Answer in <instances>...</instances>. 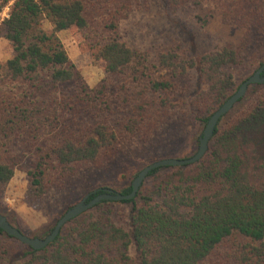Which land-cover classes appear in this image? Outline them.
Wrapping results in <instances>:
<instances>
[{
  "label": "trees",
  "instance_id": "16d2710c",
  "mask_svg": "<svg viewBox=\"0 0 264 264\" xmlns=\"http://www.w3.org/2000/svg\"><path fill=\"white\" fill-rule=\"evenodd\" d=\"M12 1L0 28L13 52L0 64V192L17 169L27 172L29 193L42 198L125 155L143 167L171 157L164 132L177 110L187 106L204 129L245 80L237 82L235 70L255 72L264 63V0H165L172 10L209 2L225 23L244 29L240 43L182 60L174 49L151 56L121 39L120 21L136 0H0V12ZM69 29L81 32L105 61L107 78L95 87L59 37ZM163 68L172 73L158 75ZM192 70L206 84L187 102L178 82ZM103 188L88 192V200ZM131 191L132 182L120 190ZM118 204L129 208L127 227L114 218ZM211 261L264 264V82L252 84L222 117L202 159L154 168L136 197L102 200L44 248L0 227V264Z\"/></svg>",
  "mask_w": 264,
  "mask_h": 264
},
{
  "label": "rangeland",
  "instance_id": "374dc122",
  "mask_svg": "<svg viewBox=\"0 0 264 264\" xmlns=\"http://www.w3.org/2000/svg\"><path fill=\"white\" fill-rule=\"evenodd\" d=\"M12 3L13 1L0 12V28L9 15ZM44 26L48 30L52 29V24L48 21L44 22ZM119 34L130 47L149 51L151 56L171 48L182 60L198 59L204 53L228 42L238 44L244 35V29L225 23L222 14L209 2L200 5L188 3L178 10H172L165 0H136L133 9L121 19ZM59 37L89 86L95 87L107 78L105 61L100 57L98 48L93 47L81 32L76 29L63 30L59 32ZM11 51L9 41L0 33V64L8 60L5 59L8 55L11 56ZM156 73L170 75L172 72L163 68ZM253 73L250 66L237 69L235 79L241 82ZM115 81L118 82V79ZM202 81L197 71L192 70L178 82L179 97L188 102L191 95L205 87L206 83ZM191 114L187 106L177 110L173 116L175 121L166 127L164 138L169 145L166 152L173 154L171 157L193 155L194 138L203 127ZM139 161L125 155L108 169L93 167L84 170L71 177L63 188H56L42 198H34L29 193L27 172L17 169L0 192V206L15 226L32 236L45 237V231L55 226L68 208L88 192L103 187L120 191L131 184L135 174L143 167ZM128 210L124 204L115 207L117 214L114 218H120L119 221L126 227L128 220L125 213ZM211 263L212 261L208 264Z\"/></svg>",
  "mask_w": 264,
  "mask_h": 264
},
{
  "label": "water",
  "instance_id": "95a60500",
  "mask_svg": "<svg viewBox=\"0 0 264 264\" xmlns=\"http://www.w3.org/2000/svg\"><path fill=\"white\" fill-rule=\"evenodd\" d=\"M264 63L248 78H246L237 89L224 103L211 115L206 126L203 129V133L200 136V144L198 150L191 156L188 157H165L145 165L136 177L132 181V191L124 194L110 187H104L103 191L96 194L92 199L88 200L90 194H87L79 202L69 207L68 210L60 217L55 224L52 231L45 237L31 236L18 227L13 225L8 217L0 211V227L11 236L16 237L22 243L27 244L35 249H42L47 246L50 242L54 241L59 235L63 226L74 217H77L81 213L91 209L102 200H115L120 201L124 199H132L137 196L140 187L142 186L145 179L148 177L151 170L161 166H181L185 164H191L199 161L207 153L210 145V141L214 135L215 129L219 121L227 113H229L234 106L240 101L244 95H246L249 87L255 83H263L264 76ZM96 191V190H95ZM93 191V192H95Z\"/></svg>",
  "mask_w": 264,
  "mask_h": 264
},
{
  "label": "crops",
  "instance_id": "0c3cea01",
  "mask_svg": "<svg viewBox=\"0 0 264 264\" xmlns=\"http://www.w3.org/2000/svg\"><path fill=\"white\" fill-rule=\"evenodd\" d=\"M11 56L10 55H8L7 57H6V59L5 60H7V59H9Z\"/></svg>",
  "mask_w": 264,
  "mask_h": 264
}]
</instances>
